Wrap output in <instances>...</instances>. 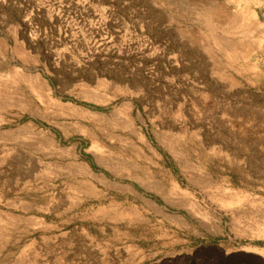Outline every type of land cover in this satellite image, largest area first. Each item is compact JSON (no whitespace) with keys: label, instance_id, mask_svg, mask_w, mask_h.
Segmentation results:
<instances>
[{"label":"rangeland","instance_id":"1","mask_svg":"<svg viewBox=\"0 0 264 264\" xmlns=\"http://www.w3.org/2000/svg\"><path fill=\"white\" fill-rule=\"evenodd\" d=\"M0 264H264V0H0Z\"/></svg>","mask_w":264,"mask_h":264},{"label":"trees","instance_id":"2","mask_svg":"<svg viewBox=\"0 0 264 264\" xmlns=\"http://www.w3.org/2000/svg\"><path fill=\"white\" fill-rule=\"evenodd\" d=\"M88 106H91V105L88 104ZM97 109H99V110H103V108H101V107H97Z\"/></svg>","mask_w":264,"mask_h":264}]
</instances>
